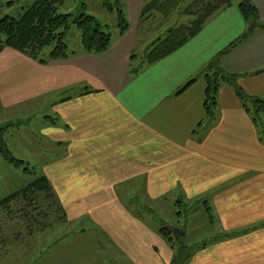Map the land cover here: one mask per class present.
Wrapping results in <instances>:
<instances>
[{"label":"crops","instance_id":"1","mask_svg":"<svg viewBox=\"0 0 264 264\" xmlns=\"http://www.w3.org/2000/svg\"><path fill=\"white\" fill-rule=\"evenodd\" d=\"M251 1L258 12L253 31L232 3L180 49L131 76L142 63L130 64L145 0H120L128 31L116 32L101 55L79 49L41 65L0 51V109L32 100L49 108L41 135L50 148L38 173L50 182L64 223L77 225L80 237L93 231L96 249L86 264H170L174 250L153 215L175 238L186 236L190 217L181 223L178 202L180 212L183 205L202 210L211 229L207 243L191 247L187 264H264L261 130L227 85L214 120L206 122L203 109L202 72L245 32L250 36L219 66L246 74L242 90L264 100V0ZM167 210L176 226L164 222Z\"/></svg>","mask_w":264,"mask_h":264},{"label":"trees","instance_id":"2","mask_svg":"<svg viewBox=\"0 0 264 264\" xmlns=\"http://www.w3.org/2000/svg\"><path fill=\"white\" fill-rule=\"evenodd\" d=\"M66 0H35L22 10V14L17 18L4 17L0 19V51L3 48L12 49L29 59L36 61L41 65H47L53 61H62L73 57L79 51H69V47L64 42V32L70 27V24L76 25L80 32V51L86 55H101L105 53L112 45V36L110 32H105L100 23L93 17L84 13L77 16L57 14L58 6L64 4ZM178 0H145L140 16L141 21L148 20L149 17L156 15L168 17L170 8L176 6ZM232 0H194L190 5V13L194 16L186 24H174L168 29L163 38H157L150 44L149 50L142 57V63L137 68H130V74L135 75L140 72L144 65H150L166 56L174 53L184 46L190 39L196 36L206 23V21L222 8L230 7ZM102 6L108 12H114L116 15V27L118 37H122L128 31V20L124 14L120 0H103ZM195 7V9H194ZM170 9V10H169ZM192 9V10H191ZM237 10L247 25L256 23L258 26V12L251 0H239ZM186 13V12H185ZM152 19V18H151ZM264 29V25H261ZM250 33L245 32L225 50L219 53L209 66L202 72L206 83L204 92L203 109L206 122L214 120L215 109L217 106L218 92L222 84L231 87L235 96L239 99L255 125L259 114L264 116V100L245 93L239 85V80L246 74L228 73L220 68L219 60L242 44ZM49 48L47 57L42 52ZM133 59V57H131ZM195 79L187 82L180 88L178 94L186 90ZM68 100V99H65ZM259 127V126H258ZM262 130L261 137L264 142V124L260 120ZM0 158L4 163L13 167L25 165L23 160L15 158L7 148L4 140V129L0 128ZM24 172H31L28 168ZM35 178L24 188L16 190L0 200V208H8L11 203L22 201L23 207L28 206L31 213L27 214L26 220L33 217L34 208L38 204H46L45 214L58 213V219L64 223V217H60V207L53 193L52 186L48 179L39 173L34 174ZM32 195L31 197H28ZM45 201V202H43ZM36 204V206L34 205ZM201 205L206 203L201 201ZM176 216L180 217V205ZM209 207H205V213L209 215ZM40 214V213H39ZM62 216V215H61ZM34 220V219H33ZM35 221V220H34ZM32 227V225H30ZM29 227V226H28ZM27 231L33 237V229ZM45 226L43 225V228ZM33 228V227H32ZM159 234L163 237L170 248L174 250V256L170 264H187L190 260L192 248L187 246L182 238H175L171 231L164 226L159 228ZM235 236V235H232ZM227 238V237H224ZM221 237H215L211 242H217ZM204 245V244H203ZM196 248V247H195ZM198 248V247H197Z\"/></svg>","mask_w":264,"mask_h":264},{"label":"rangeland","instance_id":"3","mask_svg":"<svg viewBox=\"0 0 264 264\" xmlns=\"http://www.w3.org/2000/svg\"><path fill=\"white\" fill-rule=\"evenodd\" d=\"M34 1L0 0V19L6 16L19 17L24 7ZM193 1L178 0L176 6L169 9L168 17L156 15L140 24L135 58L130 63L132 66L135 67L140 58L149 50L150 44L157 38H163L166 31L174 24H186L193 19L194 16L190 13V5ZM102 3L103 0H66L64 4L58 6L57 14L77 16L84 13L93 16L105 32H110L111 36L115 37L116 15L114 12H108ZM110 3L112 4L113 0H110ZM232 3L238 5L239 0H232ZM63 32L64 42L68 45L69 51H78L81 45L80 32L76 25L70 24V27ZM49 50L46 48L42 55L47 57ZM44 116H51V114L48 106L39 100L25 102L13 109H0V128L4 129L7 148L15 158L25 163L23 166L13 167L4 163L0 158V200L24 188L43 166L48 154L45 155V151L50 148L49 143L41 135V130L45 126L44 121L49 122L44 119ZM262 117L260 114L255 116L259 128ZM25 168H29L31 172H24ZM22 203L18 201L11 203L8 208H0V264H86L85 261H88V258L85 257L96 249L97 243L92 236L93 231L80 237L77 231L81 229H78L77 225L63 223L61 219H58V213H49L46 217L41 216L42 212L44 214L47 212L46 204L42 206L41 203L34 208L33 217L30 219L29 216L26 220L31 209L28 206H21ZM191 207L190 212L186 211L185 205L182 208L181 223L186 221L188 214L190 218L185 228L187 235L181 238L187 246L201 247L210 240L211 229L205 222L202 210ZM153 216L157 218L158 226H164L163 220L158 215ZM170 217L167 210L162 218L166 223L171 222L167 223L169 226H176V220ZM167 218L170 220L168 221ZM27 227L29 231L34 230L33 237L29 235Z\"/></svg>","mask_w":264,"mask_h":264},{"label":"water","instance_id":"4","mask_svg":"<svg viewBox=\"0 0 264 264\" xmlns=\"http://www.w3.org/2000/svg\"><path fill=\"white\" fill-rule=\"evenodd\" d=\"M256 27V24L255 23H251V25L248 27V31H253L254 28Z\"/></svg>","mask_w":264,"mask_h":264},{"label":"bare ground","instance_id":"5","mask_svg":"<svg viewBox=\"0 0 264 264\" xmlns=\"http://www.w3.org/2000/svg\"><path fill=\"white\" fill-rule=\"evenodd\" d=\"M250 32V31H249Z\"/></svg>","mask_w":264,"mask_h":264}]
</instances>
